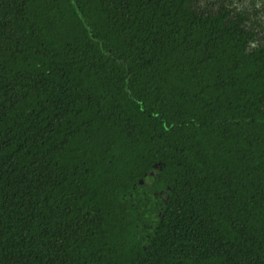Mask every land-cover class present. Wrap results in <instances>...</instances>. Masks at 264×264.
<instances>
[{"label": "trees", "instance_id": "16d2710c", "mask_svg": "<svg viewBox=\"0 0 264 264\" xmlns=\"http://www.w3.org/2000/svg\"><path fill=\"white\" fill-rule=\"evenodd\" d=\"M191 0H0V264H264V45Z\"/></svg>", "mask_w": 264, "mask_h": 264}, {"label": "rangeland", "instance_id": "374dc122", "mask_svg": "<svg viewBox=\"0 0 264 264\" xmlns=\"http://www.w3.org/2000/svg\"><path fill=\"white\" fill-rule=\"evenodd\" d=\"M198 11L215 13L221 8L240 12L247 16L245 27L255 32L249 47L264 45V0H191Z\"/></svg>", "mask_w": 264, "mask_h": 264}]
</instances>
